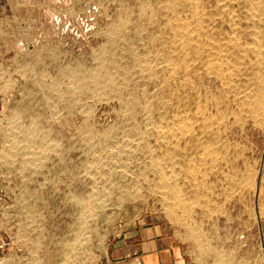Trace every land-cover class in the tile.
Listing matches in <instances>:
<instances>
[{
  "label": "rangeland",
  "instance_id": "1",
  "mask_svg": "<svg viewBox=\"0 0 264 264\" xmlns=\"http://www.w3.org/2000/svg\"><path fill=\"white\" fill-rule=\"evenodd\" d=\"M0 196L3 264L149 225L264 264V0H0Z\"/></svg>",
  "mask_w": 264,
  "mask_h": 264
},
{
  "label": "crops",
  "instance_id": "2",
  "mask_svg": "<svg viewBox=\"0 0 264 264\" xmlns=\"http://www.w3.org/2000/svg\"><path fill=\"white\" fill-rule=\"evenodd\" d=\"M238 236L224 243L212 244V252L217 249L215 260L212 254L211 264H220V252L225 256L221 264H262L260 260H251L252 244L248 233H232ZM224 235V234H223ZM241 236V237H240ZM100 264H198L180 239L177 232L167 226L149 225L132 227L117 240L110 242Z\"/></svg>",
  "mask_w": 264,
  "mask_h": 264
},
{
  "label": "built area",
  "instance_id": "3",
  "mask_svg": "<svg viewBox=\"0 0 264 264\" xmlns=\"http://www.w3.org/2000/svg\"><path fill=\"white\" fill-rule=\"evenodd\" d=\"M4 208H8V203L4 199V197L0 196V214L3 212ZM12 244L9 236L6 234V232L0 227V264H3V258L6 255L12 254V252L15 250H11ZM100 264V263H99Z\"/></svg>",
  "mask_w": 264,
  "mask_h": 264
}]
</instances>
